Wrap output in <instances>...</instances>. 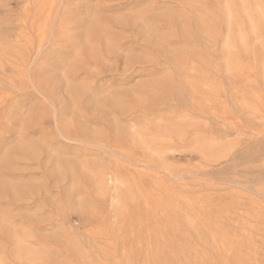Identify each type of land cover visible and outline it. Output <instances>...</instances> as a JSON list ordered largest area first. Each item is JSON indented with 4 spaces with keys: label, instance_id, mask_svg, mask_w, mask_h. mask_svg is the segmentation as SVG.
I'll return each mask as SVG.
<instances>
[{
    "label": "rangeland",
    "instance_id": "obj_1",
    "mask_svg": "<svg viewBox=\"0 0 264 264\" xmlns=\"http://www.w3.org/2000/svg\"><path fill=\"white\" fill-rule=\"evenodd\" d=\"M0 264H264V0H0Z\"/></svg>",
    "mask_w": 264,
    "mask_h": 264
},
{
    "label": "bare ground",
    "instance_id": "obj_2",
    "mask_svg": "<svg viewBox=\"0 0 264 264\" xmlns=\"http://www.w3.org/2000/svg\"><path fill=\"white\" fill-rule=\"evenodd\" d=\"M147 32V31H146ZM151 35V34H150ZM153 36V35H152ZM91 47V46H90ZM115 110V109H114Z\"/></svg>",
    "mask_w": 264,
    "mask_h": 264
}]
</instances>
